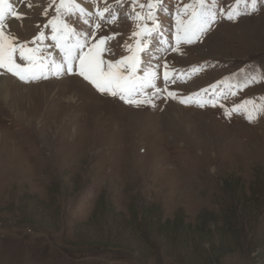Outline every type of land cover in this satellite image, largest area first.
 <instances>
[{"label":"rangeland","instance_id":"1","mask_svg":"<svg viewBox=\"0 0 264 264\" xmlns=\"http://www.w3.org/2000/svg\"><path fill=\"white\" fill-rule=\"evenodd\" d=\"M28 1L14 0L21 6ZM85 1L75 0L109 8L106 23L97 29L92 21L87 28L91 43L107 37L100 58L115 63L132 54L129 45L146 42L135 76L160 62L163 75L169 72L168 87L156 105L128 107L81 76L51 73L26 82L0 68V76L24 86L12 83L9 100L0 96V264H211L199 255L215 242L183 232L204 210L207 222L213 216L217 224L241 222L243 241L255 232L262 237L256 250L225 254L218 264H264V0L254 11L246 0H217L208 30L180 45L177 10L193 0H161L151 10L159 29L142 36H133L138 25L151 29L153 22L137 21L133 12L146 17L148 0ZM54 3L59 0L31 3V14L23 5L21 19L5 29L30 48L43 31L47 46L40 50L52 60V31L45 25L56 15ZM229 11L239 15L228 19ZM61 19L84 34L83 15ZM68 77H78L74 102L62 94L61 79ZM169 92L187 94L191 105H179ZM197 100L208 102L201 107ZM238 199L247 200L248 210ZM141 204L158 209L146 218L155 243L127 222L142 212ZM179 216L176 235L156 236L172 232V225L156 230L155 218ZM225 236L227 250L234 249L236 239Z\"/></svg>","mask_w":264,"mask_h":264},{"label":"snow or ice","instance_id":"2","mask_svg":"<svg viewBox=\"0 0 264 264\" xmlns=\"http://www.w3.org/2000/svg\"><path fill=\"white\" fill-rule=\"evenodd\" d=\"M217 0H211V5L206 3V0H193V3L185 4L183 8H178L176 15V44L180 45L182 42L191 44L195 40H198L203 33H205L209 26L216 19V12L213 10ZM258 0H246L248 9L254 11L256 9ZM133 4H136V0H133ZM31 6V4H29ZM54 6L56 9V15L50 19L45 27L51 26L52 36L51 39L55 42L54 47L60 49L63 53V60L61 63H56L50 57H45L41 53V43L45 39L43 31L34 38L33 44L36 47H28L27 43H17L16 37L11 32H6L8 27L4 23V17L6 13H10L12 17L21 19V14L12 10V5L8 3V0H0V68L5 72L11 73L18 77L21 81H30L40 78L46 75L48 72L59 75L65 71L72 73L74 70V62L76 64V70L78 74L85 80L90 81L100 92H108L112 96H119L120 99L125 100L129 104H144L151 103V99H136L138 96L144 95V89L146 87L155 88L154 74L151 72H145L143 77L135 76L137 68L140 66L139 53L147 47V43L141 41L136 42V47L133 49L129 45V50L132 52L130 56L124 57L121 60L112 62H105L100 58L101 52H103L105 40L107 37H102L94 43H89V36L86 34H80L73 31L67 23H65L61 17L73 13H79L83 15L85 9L80 7L75 0H59V3H54L50 7ZM141 9L145 5H140ZM161 7V0H149L147 8L150 10L147 16H142L140 12H133L134 18L137 21L148 19L153 22V28L149 29L146 25L139 27V31L134 32L133 36H142L144 34H151L153 31L159 29V25L156 22L155 16L151 10ZM109 12V8L105 7L102 10H98L96 15L103 18L105 13ZM47 14V13H45ZM187 16V19H181V16ZM239 13L229 11L227 18L234 19ZM116 20L115 15H112L111 20ZM84 23H88L87 20ZM95 28H100V24L97 23ZM95 36V32L92 33ZM78 37V38H77ZM87 48V51L84 49ZM176 50V49H173ZM19 57L20 61L24 63H18L16 57ZM167 68V66H165ZM195 71V69L193 70ZM165 82L169 79V72H164ZM257 77L252 76L249 82H255ZM160 90L157 89V92ZM156 93H153L155 95ZM169 96H174L172 92L168 93ZM192 97L187 100L181 101L182 103L192 102ZM201 107L208 101H196ZM239 106L232 109L233 112L237 111ZM261 110H264V106H261ZM253 117L248 115V119Z\"/></svg>","mask_w":264,"mask_h":264},{"label":"trees","instance_id":"3","mask_svg":"<svg viewBox=\"0 0 264 264\" xmlns=\"http://www.w3.org/2000/svg\"><path fill=\"white\" fill-rule=\"evenodd\" d=\"M238 202L243 205V210H248L247 200L244 202H241L238 199ZM144 206H145L144 204H141L142 212L138 215V213L135 211V215L137 213V216L134 217V215H133L132 217H130V219L127 222H128V224L133 225V226L139 228L140 230H141V228H143L142 232L145 233V235L148 239V242L151 244V240L152 241L154 240L153 242L155 243V241H157V239H155L153 237L154 235H151V236L149 235V228H148L149 222L146 221V218L151 219V216L153 215V213H155L154 210L158 211V209L157 208L153 209L151 207L145 208ZM207 213L208 212L205 210L200 212V214H198V216H197L198 222L194 225V227H192V228L187 227L188 230L187 229L183 230L185 235L188 236V231H189V234L194 236V237H192V240H194V238L197 239V235H200L201 237H198L199 239L204 237V238L211 240V242H215V245L213 246L212 251L209 253H206V254L200 253V255H199L200 257L205 258L206 261L211 263V264H218L219 259L221 257H223L225 254L234 253V252H241L242 250L250 252V251L257 249V247H253L254 245L256 246V239L260 240L262 238V237H259L258 232L253 233V235H251L249 241H243L242 240V236H243L242 229L240 230V228H239V226L241 225V222L238 225L237 224L233 225L232 221H230V220L225 221L224 220L221 224H217L214 216H213V219H211L209 222H207L205 220L206 218L203 217ZM244 213H246V212H244ZM179 217H175L173 220H164L163 222L160 221V218H157V219L155 218L154 222H155L156 230H157L158 226L162 225V224L163 225L161 228L167 226L170 223L172 225L170 227V230H169L172 232H168V233L155 232L156 236H160L161 234H166V235L168 234L170 237H173L174 235H176V232H175V229L173 226L179 227L181 225L182 217H180V218ZM245 218H246V216H245ZM230 219H231V217H230ZM242 224L244 226L247 225L245 223L244 218H243ZM180 234H179V236H180ZM227 234H231L236 239V245H235L234 249L230 248L229 250H227L228 244H229V241L226 240V236H225ZM199 239H197V240L199 241ZM207 239H204V240H207ZM262 240L264 241V238ZM260 252L264 253V249ZM198 259H200V258H198Z\"/></svg>","mask_w":264,"mask_h":264},{"label":"bare ground","instance_id":"4","mask_svg":"<svg viewBox=\"0 0 264 264\" xmlns=\"http://www.w3.org/2000/svg\"><path fill=\"white\" fill-rule=\"evenodd\" d=\"M18 2L20 1V0H17ZM38 0H29L28 2H25L24 4H22V6L23 5H25L26 4V6L25 7H23L22 8V11L23 12H26L27 11V13L28 14H31L32 12L31 11H33V10H30V9H28L27 10V7L29 6V4H31V3H34V2H37ZM8 3H10L11 5H12V10L13 11H17L18 13H20L21 14V5L19 4V7H16V5L14 4V0H8ZM10 17H12L11 16V14L10 13H6L5 14V17H4V21L5 20H8V19H10ZM11 20H14V21H17L18 19H16L15 17H13V18H11ZM11 20H9V21H11ZM8 21V22H9ZM7 22V23H8ZM6 23V24H7ZM10 29H12V30H15L16 29V27H15V25H13V24H10ZM6 31V30H5ZM57 52L59 53V54H62L63 55V53H61V51H60V49H58L57 48ZM179 66V65H178ZM183 66V65H182ZM75 78L76 77H68V78H64V79H61V82L62 81H64V83H65V85H63V90H62V94H64L65 95V99L68 101V102H74L75 100H76V98H75V92H77L75 89H73L72 87H79V84L77 83V81L75 80ZM194 79V78H193ZM55 81L56 80H54L53 82L55 83ZM49 82H51V81H49ZM60 82V81H59ZM72 82V83H71ZM14 85H23V84H21V83H18V82H16L13 78H11V77H8V76H0V96H1V99H3L4 101L5 100H9V95H11L12 93V89H13V84ZM57 83V82H56ZM63 83V82H62ZM83 85V84H82ZM20 86V87H21ZM22 87H24V86H22ZM21 87V88H22ZM85 87V86H84ZM86 90V89H85ZM90 91V90H89ZM14 92V91H13ZM83 94H85L84 92H83ZM84 98V97H83ZM82 99V98H81ZM136 114H137V112H135ZM134 113V114H135ZM132 115H133V113H132ZM115 117V116H114ZM132 118V117H131ZM213 122H215L214 120H213ZM216 124H218L217 122H216ZM224 129H226V128H224Z\"/></svg>","mask_w":264,"mask_h":264}]
</instances>
